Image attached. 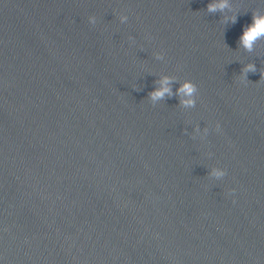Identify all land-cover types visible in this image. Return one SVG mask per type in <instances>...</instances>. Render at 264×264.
Returning <instances> with one entry per match:
<instances>
[{"label": "water", "instance_id": "1", "mask_svg": "<svg viewBox=\"0 0 264 264\" xmlns=\"http://www.w3.org/2000/svg\"><path fill=\"white\" fill-rule=\"evenodd\" d=\"M208 2L0 0V264H264V0Z\"/></svg>", "mask_w": 264, "mask_h": 264}, {"label": "clouds", "instance_id": "2", "mask_svg": "<svg viewBox=\"0 0 264 264\" xmlns=\"http://www.w3.org/2000/svg\"><path fill=\"white\" fill-rule=\"evenodd\" d=\"M226 10L231 11V15L224 16V22L235 23L236 13L233 10V5L230 0H209L205 11L207 13H224ZM89 23H95V17H89ZM127 17L121 15L120 22L126 21ZM264 39V11L253 10L251 15V22L242 27V31L238 37V46L247 52H251L255 47L257 41ZM157 59H161L160 54L156 55ZM255 66L251 63L245 65L241 72V77L246 79L248 72H254ZM178 84L175 94L179 97L180 106L182 108H191L195 105V93L197 91L196 85L189 79L178 80L173 75H163L157 82V86L148 94L151 102L155 103L162 100L166 95L171 96L172 83ZM207 131L206 129L204 130ZM211 175L216 178H222L225 175L223 169L214 168Z\"/></svg>", "mask_w": 264, "mask_h": 264}]
</instances>
